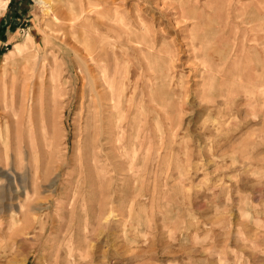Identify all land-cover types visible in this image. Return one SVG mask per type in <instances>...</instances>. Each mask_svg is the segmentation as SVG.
I'll return each instance as SVG.
<instances>
[{"label": "rangeland", "instance_id": "obj_1", "mask_svg": "<svg viewBox=\"0 0 264 264\" xmlns=\"http://www.w3.org/2000/svg\"><path fill=\"white\" fill-rule=\"evenodd\" d=\"M59 1L55 14L40 0H0V170L31 182L38 169L33 205H49L23 214L14 204L24 196L0 189V264H264V0ZM57 16L87 20L71 44L100 41L109 55L92 74L112 77L119 62L116 90L137 101L115 109L108 91L106 152L93 145L90 79L61 41L36 37ZM33 38L51 56L48 74L36 72L33 114L26 96L21 120ZM54 49L67 62L62 82L50 75ZM74 77L76 94L54 95L62 84L71 90ZM44 129L48 142L58 138L56 154Z\"/></svg>", "mask_w": 264, "mask_h": 264}, {"label": "bare ground", "instance_id": "obj_2", "mask_svg": "<svg viewBox=\"0 0 264 264\" xmlns=\"http://www.w3.org/2000/svg\"><path fill=\"white\" fill-rule=\"evenodd\" d=\"M183 1V0H182ZM196 1H198V0H196ZM40 2L41 3H44L45 5H47L48 6V9H51V10H53L54 11V13L55 14H58V13H60V8H59V6H61L60 4H61V1H59V0H40ZM213 3V2H212ZM211 4V3H210ZM198 6V5H197ZM92 7H95V6H92ZM58 9V10H57ZM100 11V10H99ZM196 11V10H195ZM89 12H90V10H89ZM110 12V11H109ZM77 14V16L79 15V12L78 13H76ZM83 14V13H82ZM110 14V13H109ZM187 14V13H186ZM198 14V13H197ZM81 15V14H80ZM91 15V14H90ZM91 17V16H90ZM182 17V16H181ZM184 17V16H183ZM57 18H59V20H60V23H58L57 25H55V24H52L50 21H46V23L44 24V26H43V28H42V30H40V32L41 33H39V35L38 36H36V37H43V35L44 36H46L47 37V40L46 41H49L50 40V42L51 41H61V42H59L61 45H62V47L65 49V47L64 46H66V51H69V52H71V54L72 55H74V58H73V60H74V63H72L71 65L73 66L75 63H78L79 64V66H78V69L80 70V72H82V73H84L86 76H87V79H90V81H91V91H92V95H93V97L95 98V107H96V112H95V123L97 122V123H99V124H96L95 125V127L97 128L96 129V134H95V137H94V148H99V150H101V152H106V150H105V147H104V145H105V142H104V135H106L105 134V131H103L104 129H103V127H104V121H103V119H106V118H104V116H105V114H104V112L106 111V110H108V108H109V105H107L106 104V100L108 99V91L110 90L111 91V94H110V100H112V101H114V107H115V109L116 108H118L119 106H123L124 104H126V103H129V102H131L132 100H133V97L132 96H134V95H131V97L132 98H129L128 97V94L126 93V91H125V87H123L122 88V90H116V74H117V72H118V67H119V62L117 63L116 62V66H115V69H113V76L112 77H109V76H107L106 74H103V75H100V76H94L93 74H92V72H93V68L90 66L91 64H98V66L100 65V64H104V62H106V60H107V58H108V55H109V52L107 51V49H106V47L105 46H103V44L100 42V41H94V40H91V38L89 39V38H87V39H83V40H85V44H84V48H80L79 47V45H76V44H71V42H70V39H74V38H78V36H79V34L77 33V31H76V29H78L80 26H82V25H85V23H84V21H87L86 19L83 21V22H78L76 19H73L72 17L68 20V21H65L63 18H60L59 16H57ZM86 18V17H85ZM111 18V17H110ZM192 18V17H191ZM82 19V18H81ZM112 20V19H111ZM92 21L93 20H91L90 22L92 23ZM97 21V20H96ZM105 21V20H104ZM185 21V20H184ZM94 22V21H93ZM183 24H185V23H183ZM100 25V24H99ZM102 26H105L107 29H109V31L111 30H113V26H112V24L110 25V24H108L107 22H105V23H103V24H101ZM196 25V24H195ZM195 25H194V27H195ZM114 26H116V25H114ZM69 27H72V29L74 30V32L73 33H71L69 30H68V28ZM87 27V26H86ZM198 27V26H197ZM88 29V28H87ZM86 29V30H87ZM116 29V28H115ZM194 29V28H193ZM199 29V28H198ZM210 29V28H209ZM92 30H93V28H92ZM205 30V29H204ZM206 30H208V29H206ZM94 31V30H93ZM106 31H108V30H106ZM198 31V30H197ZM200 31V30H199ZM85 32H87V31H85ZM90 32H92V31H90ZM120 32V31H119ZM198 33V32H197ZM207 33H208V31H207ZM209 33L211 34V33H214L213 32V30H211L210 29V31H209ZM222 33V32H221ZM84 34V33H83ZM111 34V33H110ZM199 34V33H198ZM233 34H234V32H233ZM85 35V34H84ZM83 35V36H84ZM195 35H196V32H195ZM200 35V34H199ZM216 35H217V33H216ZM215 35V36H216ZM244 35V34H243ZM86 36V35H85ZM89 36V35H88ZM143 36V35H142ZM197 36V35H196ZM209 36V35H208ZM207 36V37H208ZM221 36V35H220ZM233 36V35H232ZM235 36V35H234ZM234 36H233V39H235L234 38ZM253 36V35H252ZM39 37V38H40ZM115 37V36H114ZM136 37V36H135ZM201 37V36H200ZM210 37V36H209ZM208 37V38H209ZM86 38V37H85ZM98 38V37H97ZM198 38H199V36H198ZM207 38V39H208ZM110 38H108V40H109ZM141 39L142 38H140V41H141ZM203 39H205V38H203ZM212 39V38H211ZM40 40V39H39ZM81 40V39H80ZM147 40V39H146ZM198 40V39H197ZM223 40V39H222ZM249 40V39H248ZM46 41H42L41 43H38V40H37V38L35 39V38H33V41L31 42V43H33V48L35 49V51L33 52V54H29L30 55V57L28 58V59H31V63H30V67H29V71H32L31 73H24L23 75H22V78H23V86H22V89H21V92H22V99L20 100V105H21V113H22V116H21V120L23 119V116H24V112H26V109L28 108V104H27V102H25L26 101V99H27V97L26 96H28V99H30V101H32L31 103H30V114H33V100L35 101V96H34V92H35V84H36V76H37V71L39 70V68L41 67V69H42V71H41V76L42 77H44L45 76V73H47L48 72V64H46V62H45V60H46V54L48 55L49 54V56H51L50 55V53L48 52V50L46 51V50H44V47L46 46ZM103 41V40H102ZM119 41H121V40H119ZM153 41V40H152ZM195 41V40H194ZM202 41H204V40H200V42H202ZM211 41V40H210ZM209 41V42H210ZM224 41V40H223ZM222 41V42H223ZM250 41V40H249ZM74 42V41H73ZM84 42V41H83ZM115 42H116V40H115ZM142 43H143V40L141 41ZM196 42V41H195ZM209 42H208V45H209ZM226 42V41H225ZM234 42V41H233ZM81 43V42H80ZM107 43V42H106ZM121 43V42H120ZM207 43V42H206ZM241 43H243V42H241ZM59 44V45H60ZM145 44V43H144ZM146 44H147V42H146ZM152 44V43H151ZM226 44H228V43H226ZM225 44V45H226ZM244 44V43H243ZM255 44V43H254ZM60 45V46H61ZM107 45H108V43H107ZM106 45V46H107ZM143 45V44H142ZM203 45H205V44H203ZM207 45V44H206ZM151 46H153V45H151ZM222 46V45H221ZM112 47V46H111ZM126 46H123L122 47V49H123V51H125V48ZM236 47V46H235ZM241 47H243V46H241ZM121 48V47H120ZM254 48V47H253ZM252 48V49H253ZM29 49V48H28ZM122 49H120V50H122ZM161 49V48H160ZM198 49V48H197ZM238 49V48H237ZM159 50V49H158ZM221 50V49H220ZM162 51H164V50H162ZM240 51V50H239ZM248 51V50H247ZM250 51V50H249ZM52 52V60L49 62V64L51 63L52 64V62L54 63V68L50 71V75H51V79H53V80H56L55 79V76L54 75H57L58 76V80L59 81H61L62 82V76H63V65H64V63L66 62V61H63V63H61L60 61L61 60H59V55L57 54V53H55V49L54 50H52L51 51ZM221 52V51H220ZM231 53H232V51H230ZM229 52V53H230ZM238 52V51H237ZM256 52H257V50H256ZM202 53V52H201ZM230 53V54H231ZM250 53V52H249ZM254 55L256 54V53H254V52H252ZM218 54V53H217ZM163 55V54H162ZM202 55V54H201ZM205 55V54H204ZM219 55V54H218ZM250 55H252L251 53H250ZM164 56V55H163ZM168 56V55H167ZM229 56L230 55H228L227 56V58H229ZM243 56V55H242ZM152 57V56H151ZM156 57H158V56H156ZM165 57V56H164ZM201 57H203V56H201ZM221 57V56H220ZM244 58H245V56H243ZM251 57V56H250ZM255 57V56H254ZM258 57V56H257ZM154 58V57H153ZM259 58H260V56H259ZM63 59V58H62ZM133 59V58H132ZM137 59V58H136ZM157 59V58H156ZM202 59V58H201ZM235 59V58H234ZM248 59L249 60H251V58H249L248 57ZM247 59V60H248ZM70 60H72V58L71 59H69V62H70ZM138 60V59H137ZM205 60H208V59H205ZM225 60H226V58H225ZM229 60V59H228ZM253 61L255 60V59H252ZM260 60V59H259ZM132 61V60H131ZM134 61V60H133ZM209 61H211L210 59H209ZM221 61V60H220ZM257 61V60H256ZM261 61V60H260ZM18 62H20V61H18ZM68 62V63H69ZM114 62H115V60H114ZM208 62V61H207ZM214 62V61H213ZM212 62V63H213ZM5 63H6V61H5ZM25 63H26V66L28 65V63H27V61H25ZM67 63V62H66ZM108 63V62H107ZM145 63V62H144ZM157 63V62H156ZM205 63H206V61H205ZM235 63V62H234ZM242 63H246V61H244V62H242ZM255 63V62H254ZM7 64V63H6ZM18 64V63H17ZM50 64V65H51ZM153 64H155V63H153ZM208 64V63H207ZM213 64H215V63H213ZM217 64H218V62H217ZM216 64V65H217ZM237 64V63H236ZM239 64V63H238ZM250 64V63H249ZM261 64V63H260ZM108 65H109V63H108ZM127 65V64H126ZM125 65V66H126ZM156 65V64H155ZM171 65V64H170ZM205 65V64H204ZM222 65V64H221ZM259 65V64H258ZM6 66V65H5ZM110 66V65H109ZM161 66V65H160ZM159 66V67H160ZM162 66H163V64H162ZM206 66V65H205ZM219 66V65H218ZM226 66V65H225ZM255 66H256V64H255ZM100 67H101V65H100ZM207 67H210V65H208ZM246 67V66H245ZM245 67H244V69H245ZM248 68H249V66H247ZM246 67V68H247ZM49 68L51 69L52 67H50L49 66ZM99 68V67H98ZM106 68H108V66L106 67ZM154 68V67H153ZM211 68V67H210ZM219 68H220V66L218 67V70H219ZM230 68V67H229ZM235 68H236V66H235ZM256 68V67H255ZM109 69H110V67H109ZM124 69V68H123ZM126 69H127V67H126ZM155 70H156V67L154 68ZM153 69V70H154ZM171 69V68H170ZM209 69V68H208ZM17 70V69H16ZM107 70V69H106ZM128 70V69H127ZM144 70V69H143ZM223 70V69H222ZM247 70V69H246ZM14 71V70H13ZM110 71V70H109ZM126 71V70H125ZM215 71H216V69H215ZM229 71V70H228ZM231 71H232V69H231ZM257 71V70H256ZM256 71H255V74H257L256 73ZM262 71V70H261ZM14 72H17V71H14ZM20 72V71H19ZM102 72V71H101ZM127 72V71H126ZM153 72V71H152ZM175 72V71H174ZM206 72V71H205ZM253 72V71H252ZM5 73H6V70H5ZM156 73H157V71H156ZM159 73H161V71L159 72ZM166 73V72H165ZM173 73V72H172ZM208 73H210V72H208ZM228 73V72H227ZM233 74H234V72H232ZM249 73V72H248ZM21 74V73H20ZM48 74V73H47ZM109 74H110V72H109ZM145 74V73H144ZM147 74H149V73H147ZM153 74V73H152ZM161 74H163V73H161ZM161 74H159L158 76H160ZM211 74V73H210ZM16 75V74H15ZM118 75V74H117ZM128 75V74H127ZM212 75V74H211ZM237 75H238V73H237ZM253 75V74H252ZM258 75V74H257ZM263 75V74H262ZM80 76V75H79ZM163 76V75H162ZM216 76V75H215ZM231 76V75H230ZM242 76V75H241ZM127 77V76H126ZM174 77V76H173ZM257 77V76H256ZM13 78V77H12ZM16 78V77H15ZM21 78V79H22ZM146 78H148V77H146ZM210 78V77H209ZM231 78H234L233 76L231 77ZM241 78V77H240ZM244 78H245V76H244ZM249 78V77H248ZM76 79L77 78H75L74 77V80L71 82V84H72V89L71 90H69V89H66L64 86H63V84L62 83H60V85L62 86L61 88H58L56 91H54V95L55 96H57V95H67V94H69V96L70 95H74V94H76V88H75V85H76ZM218 79V78H217ZM250 79V78H249ZM257 79V78H256ZM213 80V79H212ZM43 81V80H42ZM49 81V80H48ZM126 81H127V79H126ZM20 82V81H19ZM50 82V81H49ZM142 82V81H141ZM206 83H207V81H205ZM232 82V81H231ZM64 83L65 84H67V81H64ZM129 83V82H128ZM237 83V82H236ZM70 84V85H71ZM211 84H213V83H211ZM216 84V83H215ZM128 85V84H127ZM130 85V84H129ZM174 85V84H173ZM224 85H226L225 83H224ZM240 85V84H239ZM214 86V85H213ZM155 87V86H154ZM153 87V88H154ZM227 87V86H226ZM28 88H30V90H28ZM129 88V87H128ZM219 88V87H218ZM230 89H231V87H229ZM239 89V88H238ZM128 90V89H127ZM133 90H135V89H133ZM219 91V90H218ZM156 92V91H155ZM204 92V91H203ZM43 93V92H42ZM235 93V92H234ZM134 94V93H133ZM206 94V93H205ZM154 95V94H153ZM204 95V94H203ZM208 95V94H207ZM219 95V94H218ZM42 96V95H41ZM83 97H85L84 96V94H83ZM142 97V96H141ZM208 97H209V95H208ZM215 97V96H214ZM91 98V97H90ZM89 98V99H90ZM211 98V97H210ZM216 98V97H215ZM137 99H138V97H137ZM140 99V98H139ZM71 101V100H70ZM134 102H135V104L137 103V101L136 100H133ZM144 101V100H143ZM142 101V102H143ZM153 101V100H152ZM54 102H56V103H59L57 100H55ZM181 102V101H180ZM90 103V102H89ZM144 103V102H143ZM86 104V103H85ZM110 104V103H109ZM127 105V104H126ZM132 105H133V102H132ZM139 105H141V104H139ZM146 105V104H145ZM136 106V105H135ZM142 106V105H141ZM89 107V106H88ZM90 108V107H89ZM147 108H148V106H147ZM88 109V108H87ZM142 109V110H141ZM140 112H142L143 111V108L142 107H140ZM118 111V110H117ZM145 111V110H144ZM182 111V110H181ZM40 112H42V111H40ZM44 112V111H43ZM42 112V113H43ZM87 112V111H86ZM134 112V111H133ZM138 112V111H137ZM109 113V112H108ZM133 114V113H132ZM138 114V113H137ZM136 114V115H137ZM141 114V113H140ZM89 115V114H88ZM108 115V114H107ZM134 115V114H133ZM177 115V114H176ZM34 116V115H33ZM46 116V115H45ZM109 116V115H108ZM139 115H137V117H138ZM141 116V115H140ZM31 117V116H30ZM84 117V116H83ZM88 117V116H87ZM124 117V116H123ZM131 117H132V115H131ZM134 117L136 118V116L134 115ZM177 117V116H176ZM175 117V118H176ZM80 119H82V116H80ZM85 119V118H84ZM139 119V118H138ZM136 120V119H135ZM84 121V120H83ZM133 121V120H132ZM138 121V120H137ZM137 121H134L133 123H135V122H137ZM140 121V120H139ZM116 122H117V120H116ZM133 123H132V125H133ZM126 124V123H125ZM86 125L87 126H89L88 125V121H86ZM85 125V126H86ZM86 126V130H87V127ZM125 126V125H124ZM128 126V125H127ZM129 127V126H128ZM131 127H133V126H131ZM172 127H174V126H172ZM125 128V127H124ZM83 129V128H82ZM47 131H45V129H44V136H46V137H44V142L46 143V146L49 148V150L51 151V154L53 155V154H56L57 153V149H59V142H58V138H57V136L55 135V134H52V140H51V142H48L47 141ZM90 138V137H89ZM142 138V137H141ZM83 139V138H82ZM21 140V139H20ZM108 140V139H107ZM23 142V141H22ZM35 144V148H38V145H36V142H34ZM24 144V143H23ZM109 145V144H108ZM19 147H20V145H19ZM109 149V148H108ZM25 150V149H24ZM125 150V149H124ZM111 151H114V150H111ZM98 152V151H97ZM97 152H95V154L97 153ZM108 153H106V155H107V158L106 159H108V158H110L111 157V153H109L110 152V150L109 151H107ZM123 152V151H122ZM135 152V151H134ZM34 153V152H33ZM99 153V152H98ZM115 153V152H114ZM124 153V152H123ZM92 154H94V153H92ZM66 155V154H65ZM127 155H129V154H127ZM126 155V156H127ZM13 156V155H12ZM37 156L38 155H35L34 156V159L36 160V161H38V159H37ZM101 156V155H100ZM125 156V155H124ZM126 156H125V158H126ZM94 157H95V155H94ZM114 157V156H113ZM117 157H118V159H119V157L120 156H118V154H117ZM116 157V158H117ZM128 157V156H127ZM140 157V156H139ZM116 158H114V159H116ZM124 158V157H123ZM121 160H122V158H120ZM140 159V158H139ZM113 160V159H112ZM126 160V159H125ZM36 161H34V163L36 162ZM130 161V160H129ZM50 162V161H49ZM37 163V162H36ZM54 163V162H53ZM114 163V162H113ZM117 163V162H116ZM115 163V164H116ZM124 163V162H123ZM28 165H25V172H26V174L29 172V171H31V167H30V165H29V162L27 163ZM50 164V163H49ZM24 165V164H23ZM54 165V164H53ZM117 166V165H116ZM119 166H120V164H119ZM124 166V165H123ZM50 167V166H49ZM121 167H119V169L118 170H121L120 169ZM49 169V168H48ZM52 169H54V168H52ZM124 169V168H123ZM122 169V170H123ZM50 170H51V168H50ZM117 170V171H118ZM102 171V170H101ZM48 173H49V171H48ZM0 174L3 176V178L5 179V181H2L1 180V182H0V189H2V190H4V191H6V192H9L10 193V198L11 199H13V197L14 196H24V198H25V201H26V203H25V201H23L24 199H19V200H17V202L14 204V207L15 208H18L19 209V212H21V213H25V212H32L33 210H40V211H42V210H44L45 208H48L49 207V205H46V206H44V205H40V204H37L38 203V201H37V203L36 202H34V204L36 203V205H33V201L35 200H33V198H31V195L33 196V194L34 195H36L38 192H39V190H40V188L43 186L42 185V181L43 180H41V177L39 176V172H38V169H35L34 171H33V181H29L28 179H27V177H25V178H20L19 179V173H17L16 171H12V172H10V171H6V169H1L0 170ZM99 175V174H98ZM45 179H47V178H45ZM47 182V181H46ZM78 182V181H77ZM78 184V183H77ZM47 185H48V188L49 189H52L53 190V188H54V186H56V180H50L48 183H47ZM54 194V193H53ZM78 194V193H77ZM38 200H40V199H38ZM40 203V202H39ZM53 209V208H52ZM63 213V212H62ZM36 225V224H35ZM33 229V220H32V222H30V225L29 226H27V229ZM45 227L44 226H42V229H44Z\"/></svg>", "mask_w": 264, "mask_h": 264}]
</instances>
